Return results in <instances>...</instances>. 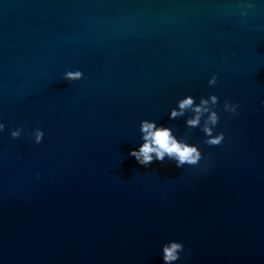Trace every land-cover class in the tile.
I'll return each mask as SVG.
<instances>
[{
	"label": "water",
	"instance_id": "water-1",
	"mask_svg": "<svg viewBox=\"0 0 264 264\" xmlns=\"http://www.w3.org/2000/svg\"><path fill=\"white\" fill-rule=\"evenodd\" d=\"M213 94L241 107L209 148L168 115ZM261 102L264 0H0V264H161L168 240L189 264H264ZM145 119L199 145L207 171L138 165Z\"/></svg>",
	"mask_w": 264,
	"mask_h": 264
},
{
	"label": "clouds",
	"instance_id": "clouds-1",
	"mask_svg": "<svg viewBox=\"0 0 264 264\" xmlns=\"http://www.w3.org/2000/svg\"><path fill=\"white\" fill-rule=\"evenodd\" d=\"M253 5L248 3L242 7L241 16L248 15V9ZM221 59H225L221 57ZM62 79L69 84L77 83L83 79L80 70L66 71ZM218 77L212 75L208 80L209 87H215ZM220 98L217 95L197 98L187 95L176 102L168 115L169 120L185 119V128L188 131L198 129L204 136L203 144L209 148L220 147L225 139L224 132H216L220 123V112L228 113L230 116H238L240 103H233L224 100L223 108H219ZM264 107V102H261ZM5 132V124L0 122V134ZM27 136L35 146L43 143L44 131L37 127L31 132H26L17 127L10 130L12 140H19L21 136ZM140 143L137 149L130 151L129 155L134 157L137 164L144 168H149L154 162L174 163L178 169L193 168L198 171H207L211 161L206 158L205 153L200 150L199 145L191 143L187 135H178L172 126L158 124L154 120H142L139 124ZM39 178V177H38ZM161 264H189L190 251L185 248V244L177 240H168L160 247Z\"/></svg>",
	"mask_w": 264,
	"mask_h": 264
}]
</instances>
